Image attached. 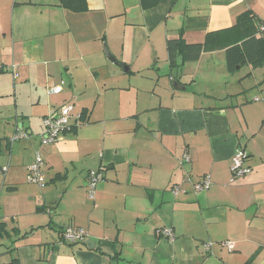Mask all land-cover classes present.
<instances>
[{"label": "crops", "instance_id": "0c3cea01", "mask_svg": "<svg viewBox=\"0 0 264 264\" xmlns=\"http://www.w3.org/2000/svg\"><path fill=\"white\" fill-rule=\"evenodd\" d=\"M87 6L0 0V264H264V54L231 72L225 49L178 68L167 53L179 37L234 42L243 14L264 24V0ZM66 104L81 117L43 145L45 119ZM18 128L29 138L12 141ZM239 148L252 172L234 178ZM38 152L43 186L27 182ZM90 171L103 176L94 199ZM69 226L87 239L64 242Z\"/></svg>", "mask_w": 264, "mask_h": 264}, {"label": "built area", "instance_id": "2783aa9c", "mask_svg": "<svg viewBox=\"0 0 264 264\" xmlns=\"http://www.w3.org/2000/svg\"><path fill=\"white\" fill-rule=\"evenodd\" d=\"M261 31L264 32V24L261 26ZM62 92V87L52 88L50 93L58 94ZM76 115L75 107L73 104H66L61 107L58 114L55 116H50L45 119L46 132L42 136V144L45 146H50L57 143L62 134L70 128L71 119ZM76 117L79 119L80 114H77ZM29 138V135L22 128L17 129V133L14 135L12 141L26 140ZM184 161L189 162L190 158L188 155L184 156ZM248 154L245 150L239 148L236 150L232 158V172L234 178H240L251 174L252 169L247 165ZM44 159L40 152L37 153L35 163L29 168V173L27 175V182L29 184H36L43 186L45 183L44 173ZM103 179L102 173L100 171H90L88 175V196L90 199H94L96 195L97 186L100 181ZM212 187V182L210 177H205L201 182L194 184V191L196 193L204 192L210 190ZM173 193L179 195L185 193V190L179 186L173 188ZM158 234L174 241L175 235L174 231L171 228H163L158 231ZM88 237V234L85 229L80 227H66L62 234V239L64 242L70 244H78L84 242ZM229 250H233L234 246L230 242L224 244ZM212 244H207L206 247L209 248Z\"/></svg>", "mask_w": 264, "mask_h": 264}, {"label": "trees", "instance_id": "16d2710c", "mask_svg": "<svg viewBox=\"0 0 264 264\" xmlns=\"http://www.w3.org/2000/svg\"><path fill=\"white\" fill-rule=\"evenodd\" d=\"M59 5L78 13L88 10L87 0H59ZM261 26L262 24L259 25L254 16L246 13L238 18L237 24L231 29L242 31L240 37L234 39V42L221 44L218 41L219 32L208 33L205 41L198 44H188L182 37L169 39L167 53L170 66L176 68L180 57L184 61H196L203 53L220 49L227 50L228 67L231 72L246 63L258 64L261 55L264 54V32L261 31ZM4 233H6V226L0 222V236Z\"/></svg>", "mask_w": 264, "mask_h": 264}, {"label": "water", "instance_id": "95a60500", "mask_svg": "<svg viewBox=\"0 0 264 264\" xmlns=\"http://www.w3.org/2000/svg\"><path fill=\"white\" fill-rule=\"evenodd\" d=\"M107 56H108L109 60H111L112 62H115V58L110 54L109 51H107ZM182 63H183V58L180 57L179 60H178V65L179 66L182 65ZM117 65L121 66V67H124L123 65H121L119 63H117ZM93 243H94L93 241H88V244H92L93 245Z\"/></svg>", "mask_w": 264, "mask_h": 264}, {"label": "rangeland", "instance_id": "374dc122", "mask_svg": "<svg viewBox=\"0 0 264 264\" xmlns=\"http://www.w3.org/2000/svg\"><path fill=\"white\" fill-rule=\"evenodd\" d=\"M156 65H157V67H158V66L161 65V64L157 63ZM176 68H178V67H176ZM161 75H164V74H161ZM0 248H1V247H0ZM1 253L3 254V251H2Z\"/></svg>", "mask_w": 264, "mask_h": 264}]
</instances>
